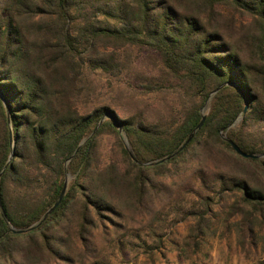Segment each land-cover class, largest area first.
Masks as SVG:
<instances>
[{
  "label": "trees",
  "instance_id": "16d2710c",
  "mask_svg": "<svg viewBox=\"0 0 264 264\" xmlns=\"http://www.w3.org/2000/svg\"><path fill=\"white\" fill-rule=\"evenodd\" d=\"M224 136L264 155V0H0V264L153 259L182 224V259L234 232L264 264V158Z\"/></svg>",
  "mask_w": 264,
  "mask_h": 264
},
{
  "label": "rangeland",
  "instance_id": "374dc122",
  "mask_svg": "<svg viewBox=\"0 0 264 264\" xmlns=\"http://www.w3.org/2000/svg\"><path fill=\"white\" fill-rule=\"evenodd\" d=\"M127 81L128 78L123 83ZM188 230L186 224L174 228L166 239L162 252H156L153 259L142 255L136 261L129 252L121 255L117 250L108 249L98 264H257L254 259H248L241 252L234 232L222 237L221 232L215 237H207L195 257L190 260L182 259L176 251V244L183 243Z\"/></svg>",
  "mask_w": 264,
  "mask_h": 264
},
{
  "label": "water",
  "instance_id": "95a60500",
  "mask_svg": "<svg viewBox=\"0 0 264 264\" xmlns=\"http://www.w3.org/2000/svg\"><path fill=\"white\" fill-rule=\"evenodd\" d=\"M221 88H219L218 90H216L213 94H211L210 98L213 97L215 94H217L220 91ZM248 110V104L246 105L245 109H244V113H246ZM204 113V111H203ZM105 119H111L115 122L116 126L118 127L119 131L122 133V127L121 125L113 118V116H111L110 114H107L101 121V123H103V121H105ZM207 119V114L203 115V118L201 120V122L199 123V125L197 126V128L192 132V134L189 136V138L186 140V142L183 143V145L175 152L173 153L171 156L166 157L164 159L158 160L156 162H151L148 164H145L144 166H153V165H159V164H163L175 157H177L188 145L189 143L194 139V137L196 136V134L201 130V128L203 127V125L205 124ZM101 123L99 124V126L101 125ZM12 136V135H11ZM229 144H231V146L234 148V150L242 157L246 158V159H262L264 158V155H255V154H247L245 152H243L240 147L235 144L232 140L228 139L226 136L223 137ZM125 141V145L127 147V149H129V144L128 141L126 140V138H124ZM8 166V165H7ZM7 166L5 167V169L7 168ZM2 177V173L0 174V180ZM71 177L68 175L65 181V185L64 188L58 198V200L55 202L54 206L45 214V216L43 217V219L41 221H39L38 223H36L35 225L31 226L28 229H15L13 227H11V230L16 233V234H24V233H28L31 232L33 230H35L37 227H39L43 222H45L53 213L54 211L61 205V203L63 202L66 193L68 191V186H69V182H70ZM0 210L3 211L4 210V206H3V201H2V197H1V193H0Z\"/></svg>",
  "mask_w": 264,
  "mask_h": 264
}]
</instances>
